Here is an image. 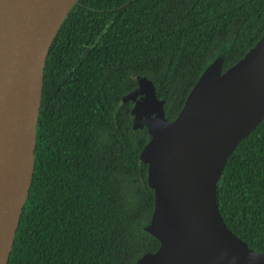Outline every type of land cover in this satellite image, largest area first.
I'll return each instance as SVG.
<instances>
[{
	"label": "trees",
	"instance_id": "obj_1",
	"mask_svg": "<svg viewBox=\"0 0 264 264\" xmlns=\"http://www.w3.org/2000/svg\"><path fill=\"white\" fill-rule=\"evenodd\" d=\"M264 33V0H78L46 60L29 197L8 264H135L159 247L145 230L154 190L123 96L153 81L169 119L204 69L236 63ZM226 225L264 252V119L217 186Z\"/></svg>",
	"mask_w": 264,
	"mask_h": 264
},
{
	"label": "water",
	"instance_id": "obj_2",
	"mask_svg": "<svg viewBox=\"0 0 264 264\" xmlns=\"http://www.w3.org/2000/svg\"><path fill=\"white\" fill-rule=\"evenodd\" d=\"M78 0H0V264H8L33 180L46 60ZM216 57L182 109L169 119L156 87L135 76L133 128L146 127L140 152L154 209L145 230L159 247L135 264H264L225 223L217 202L222 170L264 119V33L224 69Z\"/></svg>",
	"mask_w": 264,
	"mask_h": 264
},
{
	"label": "flooded vegetation",
	"instance_id": "obj_3",
	"mask_svg": "<svg viewBox=\"0 0 264 264\" xmlns=\"http://www.w3.org/2000/svg\"><path fill=\"white\" fill-rule=\"evenodd\" d=\"M133 105H134V102H133ZM133 107V106H132Z\"/></svg>",
	"mask_w": 264,
	"mask_h": 264
}]
</instances>
